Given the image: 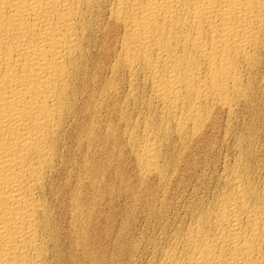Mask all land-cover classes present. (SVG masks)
<instances>
[{"label":"bare ground","instance_id":"1","mask_svg":"<svg viewBox=\"0 0 264 264\" xmlns=\"http://www.w3.org/2000/svg\"><path fill=\"white\" fill-rule=\"evenodd\" d=\"M0 264H264V0H0Z\"/></svg>","mask_w":264,"mask_h":264},{"label":"rangeland","instance_id":"2","mask_svg":"<svg viewBox=\"0 0 264 264\" xmlns=\"http://www.w3.org/2000/svg\"><path fill=\"white\" fill-rule=\"evenodd\" d=\"M115 160V159H114ZM114 160L112 161V164H113V172L111 173V175L107 178L108 181L110 182H107L109 185H111L110 187L113 186V189L115 190L114 192L116 193L118 188L120 186H123V183H127V181L129 182V179L130 177L133 176L134 174V170L132 171L133 169V162L130 160V159H124L122 160L121 162H114ZM132 162V163H131ZM118 163V164H117ZM122 163V164H121ZM129 164V165H128ZM116 165V167H115ZM118 166V167H117ZM123 170H122V168ZM115 168V169H114ZM121 168V169H120ZM116 170V171H115ZM121 170V171H120ZM129 175V176H128ZM121 176V177H120ZM119 177V178H118ZM125 177V178H123ZM116 178V180H115ZM129 178V179H128ZM124 179V180H123ZM132 181H133V178H131ZM126 180V181H125ZM123 181V183L121 182ZM129 184V183H127ZM116 199V198H115ZM116 203H120L121 204V201L119 202L118 199L115 200ZM119 204H117L116 206H118ZM114 215V219L116 220L118 217H119V213L116 212V213H113ZM118 215V216H117Z\"/></svg>","mask_w":264,"mask_h":264}]
</instances>
